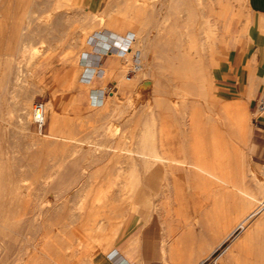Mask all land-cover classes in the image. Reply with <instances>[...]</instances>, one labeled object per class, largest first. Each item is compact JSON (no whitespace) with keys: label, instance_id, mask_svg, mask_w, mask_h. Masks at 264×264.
I'll return each instance as SVG.
<instances>
[{"label":"rangeland","instance_id":"rangeland-1","mask_svg":"<svg viewBox=\"0 0 264 264\" xmlns=\"http://www.w3.org/2000/svg\"><path fill=\"white\" fill-rule=\"evenodd\" d=\"M114 1L115 0H99L98 7L95 9L93 8L94 1L88 0L89 4L87 5V9L89 11L97 10L98 12H103L111 2L113 3L112 5L119 4L120 2L123 3V0H117V3ZM163 1L164 7L161 14H163L164 19L162 15L157 17L149 10L144 14V18L147 19L146 23L148 21L147 25L149 24V27H147L150 29L154 27V30L152 29V31H149L151 38H155L154 36H156L159 31L162 47L164 48L165 46V48H167L164 44L168 42L175 45L176 41H170L168 38L173 30H175L173 34L176 37L180 31H182L180 34L182 33V35H184L192 30V40L197 36L196 40L200 41L202 37L201 31L206 26V24L203 25L205 19L202 18H204V14H207L206 12L210 11L208 5L203 6L200 4V6H198L199 4H197L198 10L195 9L197 13L199 11L198 14H200V17L198 15L197 21L188 23L187 17H184L186 15L185 8L182 12L181 7L182 14L178 12V9L176 10L173 8L175 11L171 9V5L173 6L174 4H171L170 0ZM77 2H79V0ZM227 2V13L224 18L222 17L219 23L214 22L212 24V26H217L218 30H216V33L213 35L214 42L212 43L211 51L198 47L197 53L192 55L193 65H201L202 69L203 67L208 68V72L204 71V75L206 74L205 77H203V72L200 71V74L203 76L201 77V75H199L198 89L194 85L196 81L194 80L195 78L192 77L193 75L189 74L187 78L182 77L184 76L183 70H175V68L172 67L170 61L171 56L167 55L166 52L165 54L164 52H156V56H153L151 60L150 57L142 58V63H140L144 66L146 74L140 71L136 73L131 72V68L135 63L131 61L126 68V75L127 77L129 76L130 80L124 78L119 85L116 81L110 80L106 83L104 88L101 87L99 83L93 85L89 84L87 79L88 71L91 70L90 72H93V69L96 67H104L108 60V53H115L116 50H107L108 53H104L101 63L99 62L100 66L96 64L92 67L93 65L88 63V58L93 57L94 59V56H90L88 52L80 54L81 48L78 44L76 33L80 31L81 27L86 23V25H88V23L90 24L89 21H82L77 16H72L67 20V18H65V12L74 13V8L66 6L62 8V13L53 16V19L48 21L49 28L44 31V37H42V26L40 27L39 21H45L47 17H49L51 9L48 7L52 5V0H0V23H2L0 36H3L2 45L4 52L7 51L11 54L10 61L7 65L9 66L10 64L11 66L10 73L12 78L15 71L14 60L19 56L21 48H23V46H28L31 52V54L27 56L26 66L23 70L24 76L21 85L18 87L19 101L8 104L12 109V116L9 119V123L6 124L3 129L5 132L0 131V146L3 145L0 149V161L2 162L0 163V169H2L0 170V177H4L1 179L0 200L6 203L14 202V195L20 191V188L23 190L25 185H30L32 183L31 179H33L34 182L35 178L38 176H48L50 174L49 171L51 172L53 169L59 171L56 177L57 179L60 178L61 174L64 172V167L59 166L56 160H58L60 156H68L73 153L76 154L73 150V140L75 138H86L91 141H97L99 139L97 142L101 141L103 144H110L117 147H124L126 144H130V147H132L133 144H136L134 148L137 149L139 148L138 139L141 137L142 139L146 138L147 143L151 142V140H156L155 138H158L157 140L165 139L164 141H166L167 138L169 139L167 143L173 146V150L177 153L178 158L191 160L193 157L197 156L203 169L229 172L230 178L233 180L238 178L241 172L246 174V179L248 180L251 178L252 171L263 176L264 117L261 119L258 117V114H256V96L254 95L251 98L252 102H250L245 99V95H240L232 91L230 93L229 84L223 87L214 79L217 74V67L222 66L220 62L226 60L231 52L242 50L250 23V20L246 17L250 16L249 18H251L245 0H227ZM200 10L203 15H201ZM164 11L166 12V16ZM176 11L179 13V16L175 14ZM83 12L85 11L83 10ZM122 13L125 12L123 11ZM139 13L140 12L135 13L137 18ZM147 13H151L150 16L153 15V17H150L148 14L147 18V16H145ZM238 14H241V17L238 16ZM69 15L71 14L67 16ZM142 15L143 13H140L139 19H143ZM167 15H169L170 18ZM173 15H175L176 18ZM149 18H151L153 23ZM153 18L156 20L160 18L164 21L162 22L161 20L160 22L162 24L158 26L156 20H154L155 22L153 21ZM165 19L171 22L170 25ZM54 21L56 22L55 24ZM164 24L166 25L164 26ZM168 25L171 26L172 29L170 27L168 28L172 32L168 30ZM200 25H202V27ZM174 26L177 29L174 28ZM186 28H188V30ZM160 30H163L162 35ZM103 33L105 34L106 31L104 30ZM165 33H167L166 38ZM94 35L96 37L100 34L95 33ZM128 35H130L128 37L134 38L133 34ZM224 35L227 36L225 37ZM214 37H217V39ZM89 42H91L90 39ZM152 43H156V41L152 40ZM101 47L100 44H97L91 53H93V55L98 54ZM203 51L206 52V54ZM208 51L210 52L208 53ZM214 51L216 53H214ZM1 57L4 58V56ZM201 60H203V62ZM210 61L214 63L211 67H208V65L211 64ZM121 62H123V60ZM176 62L177 61L173 63ZM84 67L85 71L83 70ZM170 68H172V70ZM185 82L186 87L183 85ZM205 85L206 88L204 87ZM178 89H181V91L188 89L187 91L189 92H186V95H188H178L176 92ZM110 94H115L120 104L116 107V110H114V106L109 103L111 100ZM1 95H3V93ZM27 99L28 101L31 100L30 107L26 109L28 118L21 122L17 117L20 113V102L26 101ZM50 101L54 102V107L46 109L45 104ZM1 103L2 102H0V104ZM36 103H42L45 107L46 124L41 133L34 124L31 112ZM156 103L161 105H156ZM144 105L147 111L149 110L148 112ZM158 105L160 108H158ZM140 106L143 107V109H141ZM154 106L158 107L153 108ZM168 107L171 109H168ZM156 108L158 110H156ZM160 109L161 111H159ZM151 111H154V114H151L152 118L151 115L149 117ZM161 112L164 113H162V118L160 119ZM158 113L159 117L155 118ZM55 114L57 117L54 118V116H56ZM153 117L156 120L152 121ZM163 118L165 121L162 120ZM53 124L62 131H54L53 133ZM157 129L160 131L159 133L156 131ZM164 130L167 131L165 132ZM102 131L104 132L102 133ZM154 131L156 134H154ZM165 134L168 135L165 136ZM103 135H105V138ZM101 138L103 139L101 140ZM107 139L108 141H105ZM12 140H16L18 149L19 147L21 148V150L19 149L21 155L19 152H14L15 154H13L12 151H8L12 150L10 147ZM48 140V145H50V147H46V142H48ZM125 141L126 143H124ZM55 142L57 143L55 144ZM41 145L43 148H41ZM1 150L4 154H1ZM35 150L37 153L34 152ZM25 155L29 157V161L27 157L26 161H24L25 158L23 157H25ZM30 155L37 156L39 159L36 157L30 159ZM9 157L10 159H8ZM20 157H22V160ZM122 160L123 159L120 160V158L110 156L93 163L85 162L79 166V168L82 167L84 169L85 173H78L75 177L76 179L80 177L78 179L82 180L83 177L88 176L93 179L91 184H87L92 186L90 193V200L92 201L96 195L99 196L100 194V196L102 195V197H104L106 195L105 192H111L116 195L119 188L123 185L121 180L134 171L132 182L129 183L131 189L129 188L128 193L125 195V199L115 198L112 202L113 204H111L112 208L107 206L105 197L101 199V202H97L98 204L104 203V209H102L103 212L101 213H104L105 216L100 213L96 216L99 217L100 215V217H103L104 221L102 224L103 226L100 228L99 237L95 236L92 240L96 244L98 243V246L106 250L105 253L107 256H105V259L108 262L112 261L114 264H123V262L135 264L134 260L138 257L137 252L140 247V238H137L138 245L133 244V242L136 237H140L145 226L146 218L150 217L151 213L152 217L148 224L152 223L153 227L157 229L156 241H158V245L159 243L161 244L163 237V229L160 230L163 228L162 220L167 217L166 220L169 221L167 224L171 225L173 228V240L179 241V243L176 244L179 250L177 264H188L187 262L190 260L194 264H227L226 255L232 250L235 255L245 257L250 261L252 256L249 254L247 255L244 250L235 247L242 238V229H238L228 240L222 244L215 245L214 248L210 250L208 249V244L211 243L212 237L206 238L204 236L201 238V233L204 231V218L207 217L206 212H209L212 207H214L213 204L219 195L217 186H219L220 183L212 180L205 173H200V181H195L193 180L192 174H187L185 172L186 168H184L183 165L174 166L171 168L173 171V179L178 180L170 184L176 188L175 192L178 193V198L174 201L170 198V194L158 196L160 191L159 186H161L160 182L149 184L153 188L151 189L149 187L151 190L148 188L149 185L147 180L156 167L162 168L156 176L153 175L156 181H158V178H163L167 175L163 173L165 168L162 164L159 163L155 166L146 168L138 166L136 170H134L128 167L126 163H122ZM216 163H221V165L218 166ZM19 164L21 168L18 166ZM14 165L20 168H18L21 170L18 171L19 173ZM5 171L6 175L4 174ZM11 171L14 174H12ZM27 173L28 176L32 178L29 179V177L26 176ZM153 176L151 175V178ZM10 177L14 179L11 180ZM19 177L22 178V180H20ZM4 179H10V181ZM3 180L5 184L8 183L5 185ZM16 181L18 183L15 184ZM8 184L11 185V188ZM12 184L14 186H12ZM81 185H84V183L74 182L71 184V186ZM251 185H253L252 182ZM10 189L11 192H8ZM76 189L78 190V187ZM10 193L15 194L11 195ZM8 194L13 197L12 200L8 199V196L10 197ZM78 195L79 193L71 195L76 197H72L74 201H72L73 203H69L71 206L79 205ZM44 204V208H48V205L46 203ZM159 205L161 208L158 210V207H160ZM8 207L7 205L6 208ZM163 215H166V217ZM257 217L258 216H256L255 219ZM190 226H192V228ZM191 229H193L192 232ZM190 238L201 239L200 241L203 243L199 242L198 245L203 249L199 252L191 253V248L186 246L191 240ZM233 247H235V249ZM188 257L194 259H189ZM163 259L162 255H160L156 264H164ZM249 263L252 264L253 262ZM262 264H264V262Z\"/></svg>","mask_w":264,"mask_h":264},{"label":"bare ground","instance_id":"bare-ground-1","mask_svg":"<svg viewBox=\"0 0 264 264\" xmlns=\"http://www.w3.org/2000/svg\"><path fill=\"white\" fill-rule=\"evenodd\" d=\"M115 1L116 3L118 2L117 0ZM162 1L163 0H123V3L120 2L119 4L117 3L114 5H112L113 3L111 2L110 5H108V7L106 8V10H104L103 12L94 13V12H83L81 8L74 7L72 0H55V2H53L52 0V5H51L52 10L50 12L49 17H47V20L45 21L44 20L39 21V24H40V27L42 26V29L46 31L49 28L48 21L50 19H53V16L59 13H62V8L66 6H71L74 8V13L65 12V18H67V20L71 18L72 16H77L82 21H85V22L89 21L91 24L90 25L88 23V25H86L87 24L86 23L85 25H83V27H81L80 31L76 33L78 44L81 48L80 54L84 52H88L90 56H94V59L96 60L98 57H102L104 53H108L107 50L109 51V49H112V50L116 49L115 53H112V54L108 53V54L109 55L114 54L124 59V66L121 68V72L124 78H126L127 80H130L126 75V68L131 61L132 62H135V60L139 61V66L137 67V71H140V72H143V74H146V71L144 70V66L141 64L142 58L150 57V60H151L153 56H156L157 54L156 52H159V53L164 52V54L166 52L167 55L171 56L170 61L172 63L171 64L172 67H174L175 70H180V71L183 70L184 76L182 77L187 78L189 74L190 75L192 74L193 75L192 77L195 78L194 80L196 81L194 85L196 88L199 89L198 78H199V75H201L200 71L203 72V75H204L205 73L204 71L208 72L207 71L208 68L203 67L202 69L201 65L200 66L193 65L192 55L197 53L198 47L204 50L208 49L211 51L212 43L214 42L213 35L216 33L215 31L218 30L217 26H212V24L214 22L219 23L222 20V17L224 18V16L227 13V3L228 2L227 0H170L171 4H174L173 6L171 5L172 7V8L170 7L171 9L175 8L176 10L178 9V12H181V7H182V12H183V9L185 8L184 10H185L186 15L184 17H187L188 23L197 21L198 15L200 17V14H198L199 11L197 13V10H198L197 7L200 6V4L203 6L208 5L210 9L209 8L207 9H209L210 11L206 12L207 14L203 15L201 13L202 11L200 10L201 15H203L204 17L202 19H205V21L203 22L204 23L203 25L206 24V26L201 31L202 37L200 41L196 40L197 36H195V39L192 40V32H193L192 30H191L192 32L189 31L184 35H182V33L180 34V32L182 31H180L179 34H177L178 32L176 30L177 32L176 34L178 36L177 37L174 36L173 33L175 30H173L172 32L168 28V27L171 28V26H169L171 22L165 19L166 22H169V25L167 26L168 30L172 32V34H170V37L168 38L170 39V41L173 40L176 42H175V45H173V43L168 42L167 44H164L166 45L167 48H165V46L163 48L162 43L160 42L161 37H160L159 31L157 32L156 36H154L155 38H151L149 31L150 30L152 31L154 27L152 28L150 26L152 29L148 28L149 27L148 26L149 24L147 25L148 21L146 23L147 19L144 18L145 12L149 10V11H152L154 15H156L157 17H160L162 15L164 19L163 14H161L162 9L164 7V4H163L164 1L163 2ZM245 2L248 7V0H245ZM197 4L199 5L197 6ZM175 9H173V11H175ZM123 11L125 13H122ZM136 12L143 13L142 15L143 19H139L140 13L137 18L135 16ZM151 13L150 14L147 13L145 16H147L148 14L150 16ZM164 13L166 16L165 11ZM68 14H71V15L67 16ZM175 14H178L177 16H179V13H177V11ZM240 15L241 14H238V16ZM167 16L169 17V15ZM173 16L175 17V15ZM150 17H153V15ZM249 17H246V18L250 20ZM163 19L157 18L156 20L155 18H153V21L156 20V23L159 26V24H162L160 21L161 20L162 22L164 21ZM149 20H151V18H149ZM263 20L262 22H264ZM165 25L166 24H164V26ZM200 26L202 27V25ZM174 28L176 27L174 26ZM186 29L188 30V28ZM104 30L106 31L105 34L103 33ZM163 30H160L161 35H162ZM95 33H98L100 35H97L95 37L94 35ZM128 34H131V35L133 34L134 38L132 36L131 37L133 39L128 37L130 36ZM166 35L167 33H165V38H166ZM214 38L217 39V37H214ZM89 39L91 42H89ZM152 40L156 41V43H152ZM97 44H100L102 46L101 50L98 54L93 55V53L91 52L93 48L97 46ZM210 51H208V53ZM215 51L214 53H216ZM204 53L206 54V52ZM30 54L31 52L29 50V47L28 49L25 48L22 53V59H25V57ZM87 61L90 64L93 63L94 62L93 57L88 58ZM175 61L177 62L173 63ZM201 61L203 62V60ZM22 63L23 62L19 61V66H18L19 72L17 73L16 77L13 80L10 78H5V77L0 78V93L1 94L3 93V95L0 94V102H2L0 104V131H4L3 129L5 125L9 123V119L12 116L11 115L12 109L9 107L8 104L19 101L18 100V90H19L18 87L21 85L22 76H23V74L20 73V71L24 67ZM213 63L214 62H211V64L208 65V67H211ZM170 69L172 70V68ZM203 75H201V77ZM205 75L203 77H205ZM253 81H254L253 75L250 74L249 76L250 91L248 92L249 93L248 96L253 94L252 93ZM183 85H185L186 87V82ZM204 87L206 88V85ZM187 90L185 91L183 90L185 94L183 93V91H181V89H178L176 92L178 95L187 96L188 94L186 95V92H189ZM109 96L111 97V100L109 103L112 104V106H114V110H116V107L120 105L118 103L117 97L115 94H110ZM31 100L28 101L27 99L26 101L20 102V108H19L20 113L17 115V117L19 118L21 122H23L24 119L28 118V112L26 111V109L30 107ZM157 104L159 103H156V105ZM45 105H46V109L53 108L54 102L50 101V102H47ZM158 106H154L153 108L158 107ZM158 108H160V106ZM169 108L170 107H168V109ZM141 109H143V107H141ZM156 110L158 109L156 108ZM159 111H161V109ZM31 112H32L33 121H34L35 107H33V111ZM152 113L154 114V111H151V113L149 114V117ZM162 113L164 112H161L160 119L162 118ZM152 115H151V118H152ZM158 115L159 113L157 114V117L155 118H158L159 117ZM55 117H57V115L54 116V118ZM189 117H190V114H189ZM154 120L156 119H154L153 117L152 121ZM162 120H164V118ZM52 130H53V133L54 131H60V132L62 131L56 126L52 127ZM106 130H109V129H106ZM156 131L158 133L160 132L158 129ZM103 132L104 131H102V133ZM154 134H156V132ZM167 135L168 134H165V136ZM103 137L105 138V135H103ZM163 138H166V137H163ZM89 139H90V136H89ZM102 139L103 138H101V140ZM155 139L157 140L158 138H155ZM156 140H151V142L147 143L146 138L142 139L141 137L140 139H138L139 148L137 149V148H134V145L136 144L132 145L133 148L130 147V144H126L124 147H117V146H113L110 144L109 145L103 144V142L101 143V141L97 142L96 140L91 141V140H87L86 138L85 139L75 138L73 140V144H74L73 150L76 154L73 153L68 156H60L58 160H56L59 166L64 167V172L61 174L60 178L57 179L56 177L59 171L57 169H53L51 172L49 171L50 174L48 176L46 177L38 176L37 178H35L34 182H33V179H31L33 184L31 183L30 185H25L26 187L23 185L24 186L23 190L20 188L19 192L17 193L15 192L16 194L14 193L15 195L12 193L14 195V200H15V201L13 200L14 202L6 203L0 200V264H114L112 261H110L111 262L110 263L105 259V256H107L105 253L106 250L98 246V243L96 244L92 240L95 236L99 237L100 228L103 226L102 224L104 221L103 217H100V215L99 217H96V216H98L99 213L105 216L104 213H101L103 212L102 209H104L103 208L104 203L98 204L97 202L99 201L101 202V199L105 197L107 206L111 207V204H113L112 202L115 198L125 199V195L128 193V190L130 188L129 183L132 182V178H133L132 175L134 171L131 172L130 175L126 176L124 179L121 180V183H123V185L119 188V191L117 192L116 195L112 194L111 192H107V193L105 192L106 195L104 197H102V195L100 196L99 194V196L96 195L94 199L92 197L93 199L92 201L90 200V193H91L92 186L87 185V184H91L93 179L89 178L88 176L83 177L82 180L78 179L80 177H78L77 179L75 178L78 173H85L82 167L79 168V166H81L83 163L97 162L101 159L108 158L110 156L120 158V160L123 159L121 162L126 163L128 167H131L134 170H136L138 166L142 168H146V167L155 166L159 163L162 164L165 168L163 173L167 175L163 178L162 177L158 178L157 179L158 181H156L155 176L162 169V168L156 167V169H154L151 174L152 176L155 175L153 176L154 178L153 177L151 178V175H150V177L147 180V183L148 185L149 184L151 185L153 183L160 182L161 186H159L160 191H159L158 196L170 194L171 195L170 198L173 199L174 201L178 198V193L175 192L176 188L170 185L174 183L173 181L175 182L178 181V180L173 179V175H172L173 171L171 168L174 166L183 165L184 168H186L185 172L187 174H192L193 180L195 181H200V173H205L212 180L220 183L219 186H217V192L219 195L217 196V199L215 198L216 200H215V203L213 204L214 207H212V209L209 212H206L207 214L205 213L207 217L204 218L205 219V222L203 225L204 231L201 233L202 235L201 238H203L204 236L206 238L212 237L211 243L208 244V247H209L208 249L210 250L214 248L215 245L224 243L238 229H242L243 230L242 238L237 244V246L235 247H237L238 249L244 250L247 255L249 254L250 256H252L251 257L252 261L251 259L249 261L245 257H239L235 255L234 251L232 250L229 253L227 252L228 253L226 255L227 264H250L249 262H253L252 264H262L264 262V173H263V176H260L258 173H255L251 170L252 175H251L250 180H248L246 179V174L244 172H241L239 177L237 176L238 178L233 180L230 178L229 172H225L222 170L203 169L202 164L200 160L197 158V156L193 157V159L191 160H187L186 158L185 159L178 158L177 153H175V151L173 150V146L167 143L168 142L167 140L169 139L166 138V141H164L165 139L164 140L159 139L157 141ZM105 141H108V139ZM46 143H47L46 147L47 146L50 147V145H48L49 140ZM56 143L57 142H55V144ZM124 143H126V141ZM2 146H0V149L2 148ZM10 147L12 150H8L7 148L5 149H7L8 151H12L13 154H15L14 152L20 153L21 148L19 147L20 150L18 149V146L16 145V140H12ZM41 148H43L42 145H41ZM34 152H36V150ZM1 154H4V153L2 152ZM26 157H27L26 155L25 157H23L25 158L24 161H26ZM33 157H36L39 159V157L37 156H31L30 159H32ZM28 158L29 157H27V160ZM54 158H57V157H54ZM8 159H10V157ZM20 159L22 160V157H20ZM11 160H12V157H11ZM0 163L2 162L0 161ZM216 165L219 166L221 165V163H216ZM18 166L20 167V164ZM14 167L16 166L14 165ZM18 168L16 167L15 169L17 170ZM19 169L17 170V172L21 171ZM3 170H4V167H3ZM4 174L6 175V171ZM12 174L14 173L12 172ZM26 176L29 177L28 173ZM3 178L4 177H0V186H2L1 179ZM30 178L32 177H29V179ZM10 179L12 180L14 178L10 177ZM10 179L9 180L4 179V180L10 181ZM19 179L22 180V178L20 177ZM74 182L84 183V185L71 186V184ZM251 182L253 183V185H251ZM16 183L18 182L16 181L15 184ZM150 185L148 186V188L150 187L152 189L153 187H151ZM12 186L14 185L12 184ZM77 187H78V190L76 189ZM10 188H11V185H10ZM15 188H14V191H15ZM8 192H11V189ZM74 193H79L78 195L79 205L71 206L69 203L74 201V199L72 200V197H75L76 195L71 196ZM11 195L10 197L8 196V199L12 200L13 197H11ZM44 203L48 205V208L47 207L46 209L44 208L45 207ZM7 205L9 206L8 208H6ZM160 208L161 206L158 207V210ZM6 215L11 216V217H8ZM166 215H163V216L166 217ZM256 216L258 217L255 219ZM151 217H152V213L150 214V217L146 218L145 226L148 225V223L151 220ZM166 218L162 220L163 228L160 229V230L163 229V237H162V241L160 244V252L162 254V257L164 258L163 259L164 264H177V259L179 258L178 256L179 250L177 249L176 244H178L179 241L173 240L174 238V235L172 232L173 228L171 227V225L167 224V222L169 221H167ZM160 219H161V215H160ZM190 227L192 228V226ZM190 227H189V230H190ZM192 231L193 229H191V232ZM137 238L138 237L134 239V242L132 241L133 244L135 245H138ZM200 240L201 239L195 238V239H191L187 243L186 246L188 248H191V251H190L191 253L199 252L200 250L203 249L202 247L198 245V243L201 242ZM235 247L233 248L235 249ZM191 256L194 257L193 255ZM189 259H194V258H189ZM190 262L191 260L187 263L194 264Z\"/></svg>","mask_w":264,"mask_h":264},{"label":"crops","instance_id":"crops-1","mask_svg":"<svg viewBox=\"0 0 264 264\" xmlns=\"http://www.w3.org/2000/svg\"><path fill=\"white\" fill-rule=\"evenodd\" d=\"M77 1L72 0L74 7L81 8L85 12L100 13L97 10L89 11L87 9V5L89 4L88 0H79V2ZM93 1H94L93 8L97 9L99 0H93ZM53 2H55V0H53ZM248 7L251 18L247 29V34L245 37L243 48L242 50L231 52L226 60L220 62L222 66L217 67V74L214 77V79L218 84H220V86L226 87L228 86L227 84H229L230 93L232 91L240 95H245V99L249 100L250 102H252L251 98L255 95L256 96L255 105H256L259 98L264 96L263 94L264 93V22H262V20L264 19V0H248ZM48 8L52 10L51 6ZM55 23L56 22L54 21V24ZM1 26L2 23H0V29ZM42 37H44L43 29H42ZM2 39L3 36H0V78L5 77V78L14 79L17 73L19 72L18 69L19 61L23 62L22 64L24 65V67L20 71V73L23 74V70L26 66L27 56L25 57V59H22V53L25 48L28 49V46H23V48H21L20 50L19 56L15 58L14 60L15 71L12 78L10 73L11 66L10 64L9 66L7 65V63L10 61L11 54L10 52L7 51L4 52ZM1 56H4V58H2ZM101 59L102 57H98L96 60L93 59L94 62L91 63V65H93L92 67H94L96 64L97 66L98 65L100 66ZM122 60L123 62H121ZM123 66H124V59L122 57H119L114 54L109 55L108 60L105 63L104 67L101 66L99 68L96 67L97 69L91 68L93 69V72L87 73L88 83L92 85L95 83H99L101 87L104 88V86L108 81L114 80L119 85L124 79V76L121 72V68ZM83 70L85 71V67L83 68ZM250 74H252L254 78L252 85L253 94L248 96L249 94L248 92L250 91V83H249ZM263 117L264 116H261L260 118L262 119ZM156 233H157V229L153 227L152 223L144 227L140 237H138L140 238L139 239L140 247L137 252L138 257L136 260H134L135 264L157 263L158 257L162 254L160 252V243L158 245L157 244L158 241H156L157 240ZM123 264H128V262H123Z\"/></svg>","mask_w":264,"mask_h":264},{"label":"built area","instance_id":"built-area-1","mask_svg":"<svg viewBox=\"0 0 264 264\" xmlns=\"http://www.w3.org/2000/svg\"><path fill=\"white\" fill-rule=\"evenodd\" d=\"M134 64H135V66L131 68V72L136 73L137 67L139 66V61L135 60ZM90 71L91 70H89L88 73H90ZM128 78H129V76H128ZM96 102H98V101H96ZM34 107H35L34 124L37 126L39 132L41 133L43 130V127L46 124L44 104L36 103ZM256 114H258V117H261L264 115V96L260 97L258 102H257Z\"/></svg>","mask_w":264,"mask_h":264}]
</instances>
